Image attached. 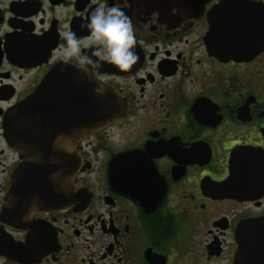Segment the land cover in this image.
<instances>
[{"label":"flooded vegetation","instance_id":"af4514ba","mask_svg":"<svg viewBox=\"0 0 264 264\" xmlns=\"http://www.w3.org/2000/svg\"><path fill=\"white\" fill-rule=\"evenodd\" d=\"M102 2L139 59L93 76L63 33L94 55L82 25ZM173 2L0 0V264H233L239 226L264 217V48L234 55L264 0Z\"/></svg>","mask_w":264,"mask_h":264},{"label":"clouds","instance_id":"9594fccd","mask_svg":"<svg viewBox=\"0 0 264 264\" xmlns=\"http://www.w3.org/2000/svg\"><path fill=\"white\" fill-rule=\"evenodd\" d=\"M82 26L89 29V36L96 44L94 55L81 56L82 45L86 47L87 43L82 36H78L72 30L63 33L65 47L62 52L66 59L75 57L82 63L91 65V75L97 76L105 63L125 71L139 59L135 51L132 20L114 3L111 5L99 3ZM97 79L102 83L104 77L99 76ZM105 90L104 87L97 89L100 92Z\"/></svg>","mask_w":264,"mask_h":264},{"label":"water","instance_id":"95a60500","mask_svg":"<svg viewBox=\"0 0 264 264\" xmlns=\"http://www.w3.org/2000/svg\"><path fill=\"white\" fill-rule=\"evenodd\" d=\"M207 0H175L171 5L176 7L180 13V16L189 17L192 16L198 9L202 8ZM160 4H153L152 7L157 9L161 7ZM246 7L244 6V15H245ZM252 12V11H251ZM253 28L252 32L249 35V44H252L254 47L252 49H238L235 50L234 55L240 54L242 51L245 52H253L257 53L264 48V10L262 8L259 11L254 10L251 13ZM241 18V16H238ZM247 38V35L245 34ZM230 43H241V40L235 38L233 40H229ZM63 73L65 70L63 68H58L52 74V81L43 83L40 88L36 92L37 99H44L47 97L49 92V87L55 84H60L63 80ZM32 103V102H31ZM26 110L21 114L24 117L29 116V104H26ZM68 152L70 151V146L67 147ZM26 162H29V165H33L35 160L33 157H27ZM30 165V166H31ZM65 174L67 177V186L70 187V180L75 172V167L72 163H68L65 165ZM17 168L11 173L9 177L10 188L12 189L14 186V181L16 177ZM22 197L27 199L28 203H38L43 204L44 201L37 198L33 200V194L27 193L22 194ZM44 197V196H43ZM32 198V199H31ZM16 202L14 193L11 194V201L9 205H13ZM238 238V250L236 252L233 264H264V217L258 218L255 220H249L244 222L239 226L237 231Z\"/></svg>","mask_w":264,"mask_h":264}]
</instances>
